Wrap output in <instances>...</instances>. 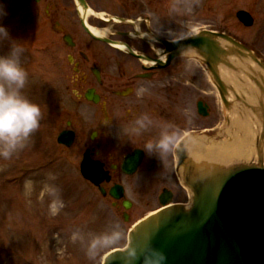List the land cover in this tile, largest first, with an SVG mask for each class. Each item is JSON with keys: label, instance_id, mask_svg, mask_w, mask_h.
Instances as JSON below:
<instances>
[{"label": "rangeland", "instance_id": "1", "mask_svg": "<svg viewBox=\"0 0 264 264\" xmlns=\"http://www.w3.org/2000/svg\"><path fill=\"white\" fill-rule=\"evenodd\" d=\"M156 2L155 19L173 18L177 26L176 34L190 36L204 29L225 32L264 59V0ZM4 4L8 15L3 24L10 36L23 43L25 48L26 59L22 66L27 71L28 80L22 92L29 100L40 105L43 119L39 129L23 149L8 159L0 157V264H103L108 252L127 246L132 226L161 206L154 199L159 187L143 186L137 182L126 186V195L133 207L129 221L125 222L117 214L118 211L112 208L111 202L102 198L97 189L83 179L79 171L81 157L76 145L66 148L57 143L59 133L68 128L64 124L67 117H60L54 110L60 109V99H64V103L72 95L71 91L68 93L64 90L68 79L67 73L62 69V59H59L62 52L61 41L40 20L42 3L35 4L32 0H4ZM241 10L249 12L254 18L252 27H246L238 21L236 14ZM156 25H159L158 22ZM8 50L9 42H0V55L7 54ZM189 57L193 60L189 61L192 71L197 74L200 70L206 74L198 59L195 56ZM235 82L236 80L229 81L239 94L245 93L249 99H254L251 93L238 88ZM248 83L252 84L247 88L256 89L252 81ZM201 88L208 92L204 100L209 104L211 114L208 118L198 115L197 101L204 94L195 89L193 129L196 135L202 129H210L208 134L212 139L216 138L214 140L223 143L229 141L232 144L237 137H243L247 133L257 141V137L262 135V123L257 119L254 124L250 117L253 115L252 110L245 108L243 113L238 111L240 102L235 101L231 92L230 97L235 105L226 108L212 81ZM236 120L249 124L251 131L246 129V125L242 131L235 125ZM253 125L256 129L252 128ZM251 155L257 158V150ZM228 156L230 159L221 157L219 161L224 165L234 163V155ZM249 159L254 158L251 156ZM49 172L57 175L55 183L61 190L65 204L56 216H51L48 211L51 197L41 195L42 182ZM28 178L36 181V184L31 196L25 197L24 181ZM146 192L150 193L149 200L143 198V193ZM184 201V197L179 195L173 202ZM114 224L120 226L122 239L114 246L100 249L90 259L87 247L91 237L105 233ZM77 230L83 240L73 242L71 236Z\"/></svg>", "mask_w": 264, "mask_h": 264}, {"label": "flooded vegetation", "instance_id": "2", "mask_svg": "<svg viewBox=\"0 0 264 264\" xmlns=\"http://www.w3.org/2000/svg\"><path fill=\"white\" fill-rule=\"evenodd\" d=\"M156 1L86 0L92 13H84L74 0H42L43 21L61 41L59 59L68 79L64 90L72 92L54 111L67 117L64 124L76 134L78 155L83 159L87 154L101 166L105 198L113 186L134 182L159 187L151 190L158 201L164 190L173 200L184 197L175 152L181 140L195 132V89L204 94L197 104L203 102L211 113L204 100L208 92L201 88L209 84L206 74L192 71L187 56L168 59L165 42H172L168 32L176 34L177 26L173 18L155 19ZM83 20L106 32L109 42L126 47L92 38ZM164 131L173 136L169 151H146L144 145L155 144ZM134 166L136 172H129ZM143 194L149 200L150 193ZM109 200L123 211V200Z\"/></svg>", "mask_w": 264, "mask_h": 264}, {"label": "water", "instance_id": "3", "mask_svg": "<svg viewBox=\"0 0 264 264\" xmlns=\"http://www.w3.org/2000/svg\"><path fill=\"white\" fill-rule=\"evenodd\" d=\"M237 17L244 25H253L248 13L240 11ZM166 44L171 52L170 59L185 52L196 54L207 67L227 108L233 104L229 101V91L237 97L238 94L229 81L223 79L222 71L231 72L233 77H249L259 90L252 119L256 117V121H261L262 135L257 137L250 156L244 155V160L234 159L241 165L222 164L219 159H227L228 155L212 145L216 151L207 152L210 158L206 157L205 170L194 166L196 159L187 154V146L194 140L204 145V136L187 139L178 155L184 185L192 191L191 209L174 205L147 217L131 231L128 248L110 253L104 264H124V254L130 247L141 254L151 249L161 251L167 256V264H264V74L255 71V68L264 71V62L232 36L213 31H203L186 40ZM199 112L206 115L201 104ZM68 138V134L63 133L59 142L70 146L72 142ZM256 150L257 158L251 155ZM251 156L254 159L250 160ZM139 162L138 156L135 164ZM92 167L85 160L83 174L98 186L103 180L102 173ZM134 169L135 166L129 172ZM168 202L169 198L162 201L163 205Z\"/></svg>", "mask_w": 264, "mask_h": 264}, {"label": "clouds", "instance_id": "4", "mask_svg": "<svg viewBox=\"0 0 264 264\" xmlns=\"http://www.w3.org/2000/svg\"><path fill=\"white\" fill-rule=\"evenodd\" d=\"M7 15L4 0H0V42H9L7 54L0 55V157L5 159L27 145L43 119L40 105L29 100L22 92L28 80L27 71L22 66L26 59L25 48L23 43L10 36L7 27L3 24ZM168 36L174 43L188 38L173 34L171 31L168 32ZM172 143L173 136L164 131L155 144L147 142L144 149L150 153L156 151L161 155L169 151ZM56 180L55 173H47L41 189V195L47 194L51 197L48 205L51 216L58 215L65 207L61 190L55 183ZM35 184L36 181L33 179H25V197L31 196ZM122 237L123 232L118 224L111 225L103 234L93 235L87 247L89 258H94L100 249L116 245ZM71 239L75 242L78 239L83 240V237L77 230L73 232ZM124 264H167V256L155 249L141 254L136 248L130 247L124 254Z\"/></svg>", "mask_w": 264, "mask_h": 264}, {"label": "bare ground", "instance_id": "5", "mask_svg": "<svg viewBox=\"0 0 264 264\" xmlns=\"http://www.w3.org/2000/svg\"><path fill=\"white\" fill-rule=\"evenodd\" d=\"M93 33L96 34V35H103L104 33L103 32H100V31H97L93 28H91ZM247 68V67H245ZM255 71L256 73L258 72V70L255 68ZM222 75H224L223 77L225 79H229L230 82H234L236 80V84L238 86V88H241V90H247V87H246V84H245V81L242 79V78H239V77H233L232 76V73L229 72V71H222ZM226 76V77H225ZM223 78V79H224ZM235 79V80H234ZM248 79V78H247ZM249 80V79H248ZM244 88V89H243ZM252 90H254V88H250ZM248 92V91H247ZM253 98L254 99H251L252 100V103H250L248 101V98L245 97V93H241V98H243L246 102H248L249 104L247 105L245 102L243 101H240V105H238V111L240 112H244L245 111V108H247L248 110H252V113H253V108L257 105H258V101H259V94L257 93V91H254L251 93ZM244 96V97H243ZM233 99H231V97L229 98V101H232ZM234 110V109H233ZM232 111V110H230ZM251 115V114H250ZM253 115H251L250 117H252ZM254 121H256V117L254 118ZM235 125H237L242 131H244L243 129H245V125H246V129H249V124H244L243 123H239V121H235L234 122ZM255 124V123H254ZM252 128H255L256 129V126L254 127V125L252 126ZM249 131H251V128L249 129ZM207 138V136L205 137ZM202 141V140H201ZM194 143L191 144V146H187L188 147V150H187V154L189 156H191L193 159H196L197 163L194 164V166L196 165L198 168H200V166L202 167L203 170H205V166H204V162L207 160V158H210L209 155H207V152H210V151H216L215 148H217L220 153L222 154H226V155H232L234 154V157H236V160L240 159L242 160L244 158V155H249V152L251 151H254L255 150V143L257 141H254V139L252 138V136L247 133L244 134L243 137H237L235 141L231 143H229V141H226V142H221L220 140L219 141H216V140H210V141H207L204 143V145H200V143L197 141V140H194L193 141ZM213 144V146L215 147H211ZM194 146V148L192 147ZM236 146V147H234ZM196 148V149H195ZM238 148V149H237ZM238 151H240L241 153H239ZM204 156V157H203ZM207 157V158H206ZM242 158V159H241ZM227 159H230L228 156H227ZM236 162V161H235ZM250 163H253V162H250ZM240 163L239 162H236V163H232L231 165H239ZM241 165V164H240ZM249 165H252V164H248ZM192 171L195 172V167L192 168ZM197 171V170H196ZM132 172H136L135 169L134 171ZM192 174H191V179H192ZM190 179V181L192 182V180ZM126 194V193H125ZM116 196L118 197H121V200H125L126 201V195H124L123 197L121 196V194L119 192H117L115 194ZM184 203L187 205L184 206V209L186 210H190L191 209V204H192V191L190 190V194H186L184 196ZM173 206V204H168L167 206H162L161 208H158V209H154L152 210L151 212L153 213V211H155V215L156 213L158 212H162V210L168 208V207H171ZM161 209V211H160ZM127 210V211H126ZM127 213V215H131V209H128V208H124L122 213ZM130 213V214H129ZM154 215V214H153ZM124 217V216H123ZM126 220V218L124 219ZM137 224V223H136ZM138 225V224H137Z\"/></svg>", "mask_w": 264, "mask_h": 264}]
</instances>
